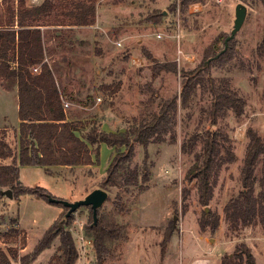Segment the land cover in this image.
<instances>
[{"label": "rangeland", "instance_id": "1", "mask_svg": "<svg viewBox=\"0 0 264 264\" xmlns=\"http://www.w3.org/2000/svg\"><path fill=\"white\" fill-rule=\"evenodd\" d=\"M42 1L29 0V3L37 5ZM179 3L180 0H101L99 6L105 26L97 28L95 24L83 33L94 44L93 49L102 50L101 55L91 54L97 69L102 70L97 79L98 87L102 83L110 85L112 82H122V88L116 96H112L113 99L107 97L106 102L101 95L103 100L100 105L109 108L110 102H113L110 109L115 116H124L127 121L144 110L140 102L149 97V94L140 93L139 86L152 84L161 96L167 98L179 93L181 73L194 70L212 59L213 53H206L212 44L214 53L223 48L224 41L234 27L236 7L243 4L248 10L247 18L233 43L238 59L231 64L233 69L230 73H214L217 76H229L233 87L247 101L244 117L236 120L231 115L221 123L234 141L238 161L222 170L213 200L203 206L198 199L196 181L187 180L194 153L200 146L191 155L181 153L184 139L181 118L184 113L180 116L177 144L150 145L147 149L136 145L132 166L142 167L145 154L148 153L151 181L145 191L135 190L125 195L127 211L120 216V220L128 224V240L117 245L114 258L106 264H225L224 258L230 256L234 259L237 245L241 243L250 248L257 264H264V230L261 226L233 232L225 221L224 211L229 199L241 189L240 167L248 142L247 130L252 128L264 137V49L261 48L264 39V0H206L188 9H183ZM175 4L176 10L173 8ZM101 17L98 16L99 21ZM124 23L128 29L118 31ZM79 33L80 29L74 33V46L58 48L57 30H45L44 44L48 61H62L66 68L75 63L76 55L80 63L81 60L89 63L90 53L84 45L81 47L77 44ZM126 36L135 38L127 41ZM143 40L147 45H141ZM118 42H123V45L119 46ZM82 49L84 54H80ZM143 50L158 63L175 64L177 74L163 72L154 80L153 65L145 58ZM133 57L140 58L137 65L133 64ZM240 62L250 65V70H239ZM0 115L8 116L9 124L17 126L19 115L14 95L4 90L1 82ZM199 116L200 111L197 109L189 123V130L195 128ZM101 122L102 130L106 133L123 131L124 126L114 116L106 115ZM9 132L11 141L12 133ZM114 155L115 149L104 143L99 153L94 155L93 169H64L53 171V175H50L42 167L25 166L21 167L20 182L27 188H43L54 199L71 203L84 199L96 189H103L110 198L104 205L111 207L118 190L103 188L102 180ZM6 190L9 189L0 187V231L10 234L0 237V246L5 251L10 248L16 251L20 263V258L32 253L39 238L60 218L63 208L31 195L9 199L1 195ZM206 207H209L208 214ZM210 214L220 218L216 233L211 232L210 228H201V221ZM175 217L177 220L174 223ZM88 221L89 209L83 207L74 214L69 226L79 253L76 264H95L92 243L83 239L81 231ZM24 231L27 233V247L36 244L25 254L22 251ZM58 246L59 239L33 264H51L60 254Z\"/></svg>", "mask_w": 264, "mask_h": 264}, {"label": "trees", "instance_id": "2", "mask_svg": "<svg viewBox=\"0 0 264 264\" xmlns=\"http://www.w3.org/2000/svg\"><path fill=\"white\" fill-rule=\"evenodd\" d=\"M100 2L43 0L32 5L29 0H0V82L7 91L17 90L21 120L19 154L7 143L6 133L0 130V187L11 190L14 199L31 195L63 208L60 218L44 233L33 252L20 258V264H33L44 251L52 248L57 239L60 254L51 264H76L79 260L76 243L69 230L74 214L67 218L69 209L62 204L51 203L53 197L47 190L23 186L20 182L21 167H42L47 172L53 167H87L94 164V155L99 153L102 144L116 150L102 180L103 188L118 190L116 200L111 207L104 205L98 209L96 223L93 210L88 207L89 221L83 229L84 238L92 243L95 264H106L114 258L117 245L128 240V224L120 220L127 211L125 195L135 190L145 191L151 181L148 153L142 167L132 166L136 145L147 149L150 145L177 144L180 116L184 113L181 118L184 124L181 153L191 155L200 146L194 153L187 180L196 181L198 199L203 206L213 200L222 170L238 161L234 141L221 123L231 115L236 120L244 117L247 101L233 87L229 76L214 75L215 72L232 71L231 64L238 59L233 45L235 38L225 51V41L223 48L215 53L212 44L206 50V53H213L210 63L205 61L194 70L182 72L179 93L167 98L161 96L152 84L140 87V93L149 94V97L140 102L144 110L127 121L124 132L106 133L97 121L86 124L68 121L62 87L58 82V78L64 75L65 66L62 61H48L42 29L57 30L58 48L74 46V33L78 29L95 26ZM205 2L180 0L179 6L188 9L193 4ZM173 8L176 10L177 4ZM261 48L264 49V39ZM142 52L153 65L154 80L163 72L177 74L175 64L158 63L146 50ZM95 53L96 56L101 55L102 50L97 51L96 48ZM240 64L239 70H250V65ZM121 86L122 82L102 83L99 90L113 99ZM197 109L200 111L197 125L189 130ZM85 127L87 130L80 138L77 132ZM246 137L248 142L240 167L241 189L224 208L225 221L233 232L258 225L264 230V137L252 128L247 130ZM219 221L217 215H206L201 228H210L216 233ZM9 234L0 231V237ZM25 243L24 235L22 245ZM18 258V253L12 248L5 251L0 246V264H12L18 262ZM224 263L257 264V261L250 248L241 243L237 245L234 259L227 256Z\"/></svg>", "mask_w": 264, "mask_h": 264}, {"label": "crops", "instance_id": "3", "mask_svg": "<svg viewBox=\"0 0 264 264\" xmlns=\"http://www.w3.org/2000/svg\"><path fill=\"white\" fill-rule=\"evenodd\" d=\"M99 6V11L97 8V22H96V27L97 28H102L104 25V21L101 17V10H100ZM99 12V14H98ZM98 16L101 17L100 21L98 20ZM103 25V26H102ZM92 27H86V28H80V33L79 35H77L78 39L77 40V44H79L81 47L87 49V51L90 53V58H89V63H85V61L81 60L82 63H80L77 60V56L75 55V63H73L72 65L68 66L65 68L64 71V75H62V77L58 78V82L61 81V93L63 96V101L68 102L71 107L69 109L65 108L66 113H67V119L69 122H82L84 124L91 122V121H98V123L101 126L102 129V122L101 120L104 118V116L108 115V116H114L115 119H117L124 127H123V131L124 132L127 129L128 123L127 121L124 120V116L120 117V116H115V113L111 108V106L109 108H103V106L100 105V102H102L103 97L101 95H103L105 97V99H108L106 95H104L98 87V76L102 73V70L97 69L96 65L93 63L94 62V58L91 57V54L95 53L96 48L93 49V43L89 42V37L85 38L84 35V31L88 30ZM122 29H118V31L124 30L126 31L128 29V27L126 26V24H122L121 25ZM120 27V28H121ZM51 30L53 28H43V34L45 30ZM79 30V29H78ZM135 37L133 36H126L125 40L130 41L131 39H134ZM88 44L86 46V44ZM123 45V42H121V46ZM141 45H147L146 42L141 43ZM93 49V50H92ZM84 49L80 50V54H84L85 51H83ZM91 51V52H90ZM152 52V50H150ZM78 54V53H76ZM159 57V56H158ZM92 62V63H91ZM140 62V58L138 57H133V64L137 65V63ZM65 66V65H64ZM125 72H122V74H124ZM60 79V80H59ZM114 83V82H112ZM111 83V84H112ZM3 88V87H2ZM122 88V87H121ZM140 88V86H139ZM4 89V88H3ZM5 90V89H4ZM6 92H10L14 95V100L17 106V111H19V98H18V92L17 90L14 91H7ZM64 93V95H63ZM118 94V93H117ZM116 94V95H117ZM115 95V96H116ZM130 99V98H129ZM111 103V102H110ZM104 105V103H103ZM113 105V104H112ZM19 115V114H18ZM20 124H21V120L19 118L18 124L17 126H12L9 124L8 121V116L5 115H0V130L4 131L6 133V141L7 143L16 151L17 154H19L20 152ZM87 130V127H85V129L80 130L79 132H77V136H79L80 138H83L85 132ZM9 131H11L12 133V137H11V141H10V135H9ZM116 133H120L119 131ZM116 153V150H115ZM94 161V158H93ZM94 165H90L87 167H77L74 169H93ZM64 169H72V168H67V167H53L50 169L49 173L50 175H53V171H59V170H64ZM56 173V172H55ZM14 199V198H13ZM26 237V243L25 245H22V251L23 253H28L29 251H31L35 245L39 242V240L42 238H39V240L36 242V244L32 247H27V233L24 231L23 233ZM23 254V255H24ZM15 264H20L19 262L15 263Z\"/></svg>", "mask_w": 264, "mask_h": 264}, {"label": "water", "instance_id": "4", "mask_svg": "<svg viewBox=\"0 0 264 264\" xmlns=\"http://www.w3.org/2000/svg\"><path fill=\"white\" fill-rule=\"evenodd\" d=\"M248 10L247 7L243 4H238L236 7L235 11V20H234V27L231 32V35L227 37L225 40V51L228 48V43L233 40L238 32L242 29L246 18H247ZM219 56H216L218 58ZM212 59H210L207 63H210ZM1 195L6 196L9 199H13L14 195L11 190H6L1 193ZM109 198V194L107 191L103 189H96L92 191L90 194H88L84 199L79 200L77 202H66V201H61L58 199L51 198L50 202L54 204H62L66 208L69 209L67 212L66 217H70L72 214H75L81 207H91L93 210V217H94V222H97V211L101 207L104 206V204L107 202ZM206 213H209V207L205 208ZM177 217L174 218V223L176 222Z\"/></svg>", "mask_w": 264, "mask_h": 264}, {"label": "built area", "instance_id": "5", "mask_svg": "<svg viewBox=\"0 0 264 264\" xmlns=\"http://www.w3.org/2000/svg\"><path fill=\"white\" fill-rule=\"evenodd\" d=\"M158 37H161V35H159ZM119 46H121V42H118L117 43ZM182 53V51H180V54ZM186 58H190V57H186ZM35 72H37V69H35ZM70 104L68 103V102H65L64 101V106H65V108H67L68 106H69ZM81 231H82V237H83V239H85L84 238V236H83V228L81 227ZM87 243H91V241H86Z\"/></svg>", "mask_w": 264, "mask_h": 264}]
</instances>
